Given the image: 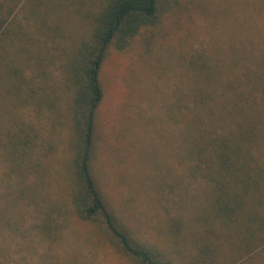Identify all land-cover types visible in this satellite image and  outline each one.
<instances>
[{"label":"rangeland","instance_id":"374dc122","mask_svg":"<svg viewBox=\"0 0 264 264\" xmlns=\"http://www.w3.org/2000/svg\"><path fill=\"white\" fill-rule=\"evenodd\" d=\"M100 2L61 0L63 33L70 42L82 35ZM25 4L0 0V23L3 18H28ZM159 5L162 13L155 28L141 31L123 50L112 45L104 59L94 164L101 193L141 242L177 263L193 256L192 236L209 215L218 234L209 241L217 244L220 263L264 264V246L243 256L246 242L213 220L211 186L204 177L192 176L193 163L182 155L196 71L209 63L234 71L264 67V0H162ZM178 98L186 106L180 113L174 108ZM3 124L0 113L1 128ZM234 130L229 123L224 133L231 137ZM257 134L253 154L264 166V120ZM67 136L66 128L52 138L42 132L45 143L54 141L55 151L42 160L44 169L28 164L24 186L17 170L10 173L0 149V264H130L106 234L70 210ZM49 208L63 221L53 239L39 229L38 212ZM260 213L264 218V208Z\"/></svg>","mask_w":264,"mask_h":264},{"label":"trees","instance_id":"16d2710c","mask_svg":"<svg viewBox=\"0 0 264 264\" xmlns=\"http://www.w3.org/2000/svg\"><path fill=\"white\" fill-rule=\"evenodd\" d=\"M161 1L101 0L74 42L63 33L61 0H26L28 18H3L0 23V113L5 118L0 149L10 173L17 170L24 186L28 164L44 169L42 160L55 151L54 141L45 143L42 132L52 138L66 128L70 210L106 234L130 264L181 263L141 242L111 212L101 193L94 174L96 119L104 100L100 78L112 45L123 50L141 31L159 24ZM196 75L199 83L194 86L182 155L193 163L192 176L204 177L211 186L213 220L246 242L241 250L250 256L264 246V231L255 235L264 229V166L256 162L252 149L264 120V67L234 71L209 63ZM182 103L178 98L174 104L178 113L186 108ZM229 123L235 129L231 137L224 133ZM45 145L47 152L40 155ZM38 213L41 234L56 238L63 228V221L52 216L56 209ZM203 222L192 236L193 256L183 264H225L218 261L217 244L209 241L218 238L209 215ZM251 242L256 243L248 246Z\"/></svg>","mask_w":264,"mask_h":264}]
</instances>
